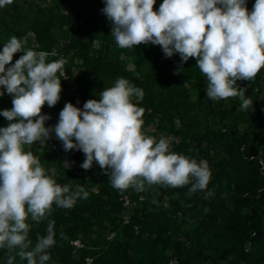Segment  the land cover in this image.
<instances>
[{
	"label": "rangeland",
	"instance_id": "obj_1",
	"mask_svg": "<svg viewBox=\"0 0 264 264\" xmlns=\"http://www.w3.org/2000/svg\"><path fill=\"white\" fill-rule=\"evenodd\" d=\"M162 3L156 0L154 10ZM254 4L246 0L249 11ZM104 7V0H13L0 13L16 9V15L44 11V20L57 16L51 28L28 31L21 38L27 41L25 50L46 52V62L65 60L63 69L78 85L83 105L99 99L118 78L142 89V100L133 97L145 109L142 131L157 142L170 138V150L177 154L206 161L210 182L195 193L189 192L190 184L145 183L143 192L132 187L121 191L108 176H97L104 170L96 161L83 169L85 155L65 151L53 131L43 144L35 142L25 150L58 184L72 191L82 186L89 196L77 199L71 209L53 204L39 223L29 217L32 246L54 221L56 243L47 250L46 264H264V68L252 81H237L253 101L250 109H240L239 97L209 100L207 78L195 58L182 62L178 53L166 57L154 44L119 47ZM21 55L15 53L6 68ZM57 76L60 100L42 108L44 115L49 111L45 127L50 129L66 103L76 106L69 86L59 72ZM0 91V112L10 110L13 97L3 86ZM11 122L0 115V127ZM248 135L252 140L240 145L238 138ZM18 251L0 248V264H7L9 256L13 264H27Z\"/></svg>",
	"mask_w": 264,
	"mask_h": 264
},
{
	"label": "clouds",
	"instance_id": "obj_2",
	"mask_svg": "<svg viewBox=\"0 0 264 264\" xmlns=\"http://www.w3.org/2000/svg\"><path fill=\"white\" fill-rule=\"evenodd\" d=\"M12 3L0 0V7ZM104 3L102 13L119 47L154 44L166 57L178 53L182 62L195 58L207 78L209 100L239 97L241 110L252 107L237 81H252L264 68V0H255L251 11L246 0H163L158 11L156 0ZM26 43L12 36L0 52V86L13 97L12 108L0 115L17 121L0 127V248H18L17 255L27 264H46L47 250L56 243L54 221L32 246L29 217L39 223L51 214L53 204L71 209L77 199L89 196L82 186L72 191L58 184L32 151L25 150L35 142L43 144L53 131L65 151L84 153L83 169L96 161L115 189L143 192L145 183L173 188L190 184V193L207 188L211 171L206 161L177 154L170 150V138L157 142L142 131L145 109L134 104L133 97L142 100L144 92L125 78L104 88L99 99L86 101L83 109L66 103L54 129L45 127L50 117L42 108L60 100L57 73L63 75L66 61L46 62V52L25 50ZM17 52L23 55L6 68ZM13 259L9 256L7 264Z\"/></svg>",
	"mask_w": 264,
	"mask_h": 264
},
{
	"label": "trees",
	"instance_id": "obj_3",
	"mask_svg": "<svg viewBox=\"0 0 264 264\" xmlns=\"http://www.w3.org/2000/svg\"><path fill=\"white\" fill-rule=\"evenodd\" d=\"M42 13V15H47L44 11ZM42 15L39 13H30L29 11H23L16 15V9L13 10V12L0 13V48H3L12 36H16L18 39L25 38L28 31L46 30L59 21L57 16L49 17L48 20H44L41 17ZM45 115H49L48 110H46ZM251 138V135H248L247 138H238V142L240 145H245L252 140ZM73 141L75 143V140ZM76 151L78 154L84 155L82 151ZM97 176H105V174H98Z\"/></svg>",
	"mask_w": 264,
	"mask_h": 264
},
{
	"label": "built area",
	"instance_id": "obj_4",
	"mask_svg": "<svg viewBox=\"0 0 264 264\" xmlns=\"http://www.w3.org/2000/svg\"><path fill=\"white\" fill-rule=\"evenodd\" d=\"M60 76L63 78V80L69 86V89H70L73 97L75 98L76 107L82 109L83 108V98H82V94H81V91H80L78 85L75 83V81L73 79H71L67 75V73L65 72L64 69H63V75H61V73H60Z\"/></svg>",
	"mask_w": 264,
	"mask_h": 264
}]
</instances>
